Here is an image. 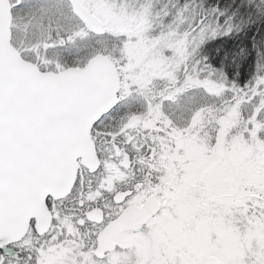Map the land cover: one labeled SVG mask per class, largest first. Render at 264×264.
<instances>
[{"label": "snow or ice", "instance_id": "6c2138e0", "mask_svg": "<svg viewBox=\"0 0 264 264\" xmlns=\"http://www.w3.org/2000/svg\"><path fill=\"white\" fill-rule=\"evenodd\" d=\"M0 264H264V0H0Z\"/></svg>", "mask_w": 264, "mask_h": 264}]
</instances>
